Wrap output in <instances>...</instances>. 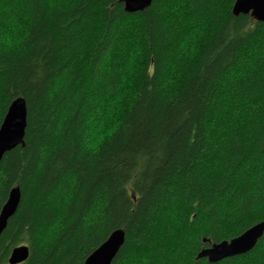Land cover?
I'll return each instance as SVG.
<instances>
[{"label": "trees", "instance_id": "obj_1", "mask_svg": "<svg viewBox=\"0 0 264 264\" xmlns=\"http://www.w3.org/2000/svg\"><path fill=\"white\" fill-rule=\"evenodd\" d=\"M234 2L0 0V125L15 98L28 108L0 161V211L21 191L0 264L19 245V264H85L118 228L111 264H264V234L197 257L264 220V21Z\"/></svg>", "mask_w": 264, "mask_h": 264}, {"label": "water", "instance_id": "obj_2", "mask_svg": "<svg viewBox=\"0 0 264 264\" xmlns=\"http://www.w3.org/2000/svg\"><path fill=\"white\" fill-rule=\"evenodd\" d=\"M124 3L126 12L143 11L148 8L150 0H120ZM232 12L238 16L240 14H250L257 21H264V0H235ZM28 109L26 100L23 97L15 98L8 106L4 120L0 126V161L3 155L16 148L18 145H24V137L27 127ZM21 199L19 186H14L8 199L0 211V236L8 225L9 219L15 214ZM247 232L258 234V241L264 234V220L257 222L240 235L230 240H222L212 243L208 247L202 248L197 257L207 258L211 263L220 261L227 257L245 254L251 250L242 248L235 241L239 240ZM126 233L123 228L114 230L107 239L100 244L85 260V264H111L118 251L125 242ZM102 249V250H101ZM29 257V247L19 245L12 249L9 256L10 264H19Z\"/></svg>", "mask_w": 264, "mask_h": 264}, {"label": "snow or ice", "instance_id": "obj_3", "mask_svg": "<svg viewBox=\"0 0 264 264\" xmlns=\"http://www.w3.org/2000/svg\"><path fill=\"white\" fill-rule=\"evenodd\" d=\"M69 2L75 3L76 0H69ZM151 2H152V0H150L149 4ZM0 41H2V30H0ZM2 49H3V43L0 42V55L3 54ZM101 55H102V53H97L98 57ZM134 60H135V55L130 57V61H134ZM129 67H131V64L129 65ZM90 147H92L93 150H96L95 145H91ZM262 219H264V216H262ZM235 242L237 244H239L242 248L252 250L256 247V245L258 243V234L254 233V232H247L244 235H242L239 240H237Z\"/></svg>", "mask_w": 264, "mask_h": 264}, {"label": "clouds", "instance_id": "obj_4", "mask_svg": "<svg viewBox=\"0 0 264 264\" xmlns=\"http://www.w3.org/2000/svg\"><path fill=\"white\" fill-rule=\"evenodd\" d=\"M26 36V29L20 24H15L13 26V32L8 35L7 40L9 45H19L23 42Z\"/></svg>", "mask_w": 264, "mask_h": 264}, {"label": "rangeland", "instance_id": "obj_5", "mask_svg": "<svg viewBox=\"0 0 264 264\" xmlns=\"http://www.w3.org/2000/svg\"><path fill=\"white\" fill-rule=\"evenodd\" d=\"M118 107H119L118 104H116L115 106H113L112 109H113L114 112H111V113L115 114V112H117V108ZM92 127H93V132L94 133L91 136V140L92 141H97L96 138H94V137H97V136L100 135L102 129L104 128V125L102 124L101 121H95V122L92 123Z\"/></svg>", "mask_w": 264, "mask_h": 264}, {"label": "bare ground", "instance_id": "obj_6", "mask_svg": "<svg viewBox=\"0 0 264 264\" xmlns=\"http://www.w3.org/2000/svg\"><path fill=\"white\" fill-rule=\"evenodd\" d=\"M20 97H22V96H20ZM24 98V97H23ZM25 99V98H24ZM26 100V99H25ZM26 104H27V102H26ZM28 109V108H27ZM27 117H28V115H27ZM3 120H4V118H3ZM3 122V121H2ZM2 124V123H1ZM1 126V125H0Z\"/></svg>", "mask_w": 264, "mask_h": 264}]
</instances>
